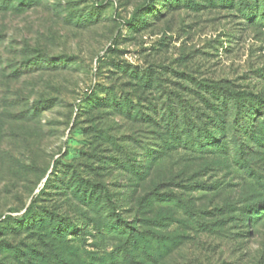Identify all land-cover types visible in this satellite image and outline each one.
I'll return each instance as SVG.
<instances>
[{"label":"rangeland","instance_id":"1","mask_svg":"<svg viewBox=\"0 0 264 264\" xmlns=\"http://www.w3.org/2000/svg\"><path fill=\"white\" fill-rule=\"evenodd\" d=\"M119 219L166 247L123 264H264V0H0V264Z\"/></svg>","mask_w":264,"mask_h":264},{"label":"trees","instance_id":"2","mask_svg":"<svg viewBox=\"0 0 264 264\" xmlns=\"http://www.w3.org/2000/svg\"><path fill=\"white\" fill-rule=\"evenodd\" d=\"M224 114V118H225V114ZM186 122L185 121H179L178 123V132L177 135L175 136V138L173 139L175 144H185L184 141H182L183 135L186 134L187 137L191 138L193 135L190 132V126H187L186 128L189 130L188 133H184L183 130V124ZM196 127V125L194 126ZM182 131V132H180ZM195 131L197 132V137H200L201 131L197 128L195 129ZM181 146V145H180ZM185 148V147H183ZM191 154H193L194 158L195 157H199V156H205L206 154H208V151L206 149H193L189 151ZM155 196L154 198L156 200H164L167 198V196H171L172 199L175 198L176 195H171V194H164V196L162 195V197H157L159 196V194L157 192L154 193ZM171 199V200H172ZM102 228L106 229L105 226H102ZM107 230V229H106ZM110 232L115 233L116 235L121 236V238H123L124 242H123V246L120 247V251L122 252V254L120 256L115 255L114 253L111 255H107L106 258H102V264H123V263H127V261L132 262V259H128V256L130 254H132V252H136L137 255L143 256V255H149V256H156V255H160V251L162 248H166L164 245H159L158 243H153V245L150 244V233L149 232H153L154 231H139L137 229H133V227H130V225H128L127 221L119 219L118 223L116 226L113 227V229L109 230ZM149 235V236H148ZM153 246V247H152ZM132 247V249H131ZM76 256L78 258H81V255L76 253ZM83 258V264H88L86 262V257H82ZM127 260V261H126ZM131 260V261H130ZM68 264H74L69 262Z\"/></svg>","mask_w":264,"mask_h":264}]
</instances>
